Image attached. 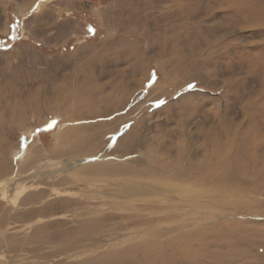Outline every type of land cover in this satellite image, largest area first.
<instances>
[{"label":"rangeland","instance_id":"1","mask_svg":"<svg viewBox=\"0 0 264 264\" xmlns=\"http://www.w3.org/2000/svg\"><path fill=\"white\" fill-rule=\"evenodd\" d=\"M0 264H264V0H0Z\"/></svg>","mask_w":264,"mask_h":264}]
</instances>
